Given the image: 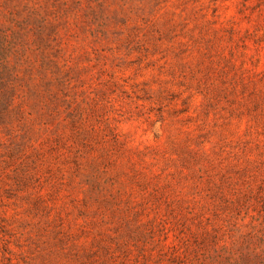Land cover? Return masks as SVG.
<instances>
[{
	"label": "rangeland",
	"instance_id": "rangeland-1",
	"mask_svg": "<svg viewBox=\"0 0 264 264\" xmlns=\"http://www.w3.org/2000/svg\"><path fill=\"white\" fill-rule=\"evenodd\" d=\"M0 264H264V0H0Z\"/></svg>",
	"mask_w": 264,
	"mask_h": 264
}]
</instances>
